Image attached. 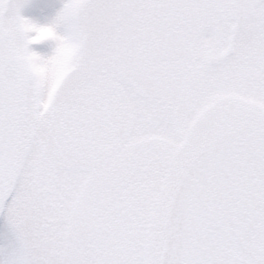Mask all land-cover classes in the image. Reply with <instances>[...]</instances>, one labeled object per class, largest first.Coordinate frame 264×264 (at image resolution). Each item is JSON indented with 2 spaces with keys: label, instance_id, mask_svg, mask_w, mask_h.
Returning a JSON list of instances; mask_svg holds the SVG:
<instances>
[{
  "label": "snow or ice",
  "instance_id": "obj_1",
  "mask_svg": "<svg viewBox=\"0 0 264 264\" xmlns=\"http://www.w3.org/2000/svg\"><path fill=\"white\" fill-rule=\"evenodd\" d=\"M26 2L0 0V264H264V0Z\"/></svg>",
  "mask_w": 264,
  "mask_h": 264
},
{
  "label": "rangeland",
  "instance_id": "obj_2",
  "mask_svg": "<svg viewBox=\"0 0 264 264\" xmlns=\"http://www.w3.org/2000/svg\"><path fill=\"white\" fill-rule=\"evenodd\" d=\"M64 2L65 0H27L20 14L39 25H46L55 17ZM57 31L60 32L62 30L57 29ZM30 47L33 51L47 56L52 53L55 43L53 41H44L30 45ZM11 239L5 215L0 213V247H7Z\"/></svg>",
  "mask_w": 264,
  "mask_h": 264
},
{
  "label": "clouds",
  "instance_id": "obj_3",
  "mask_svg": "<svg viewBox=\"0 0 264 264\" xmlns=\"http://www.w3.org/2000/svg\"><path fill=\"white\" fill-rule=\"evenodd\" d=\"M54 36H55V32L50 29H46L44 31L37 33V38L41 40H48L54 42Z\"/></svg>",
  "mask_w": 264,
  "mask_h": 264
}]
</instances>
